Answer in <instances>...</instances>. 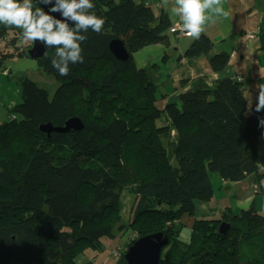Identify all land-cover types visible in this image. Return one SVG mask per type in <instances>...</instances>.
<instances>
[{
  "label": "trees",
  "instance_id": "obj_1",
  "mask_svg": "<svg viewBox=\"0 0 264 264\" xmlns=\"http://www.w3.org/2000/svg\"><path fill=\"white\" fill-rule=\"evenodd\" d=\"M91 2L106 22L101 33H81L83 62L70 63L61 76L51 63L55 48L45 46L46 57L37 61L58 88L51 95L22 81L21 102L0 124V264H99L106 242L130 230L137 239L126 250L142 237L169 239L160 264H264V191L238 213L212 203L211 174L227 183L261 185L264 178V126L261 119L254 126L247 122L246 85L232 78L193 80L178 102L161 109L159 103L176 91L159 94L161 84L137 67L135 55L171 46L166 14L156 16L144 1ZM17 34L21 30L0 25V70L7 76V59L28 57L33 45L24 49ZM114 39L123 42L127 62L111 53ZM213 50L211 39L201 35L180 60L206 57L220 73L230 55ZM261 50L264 58V33ZM71 118L80 119L83 129L41 130L63 127ZM124 193L134 198L127 219ZM197 202L211 213L198 218ZM184 216L195 218L186 240ZM224 222L229 227L222 233ZM124 254L116 264H126Z\"/></svg>",
  "mask_w": 264,
  "mask_h": 264
},
{
  "label": "crops",
  "instance_id": "obj_2",
  "mask_svg": "<svg viewBox=\"0 0 264 264\" xmlns=\"http://www.w3.org/2000/svg\"><path fill=\"white\" fill-rule=\"evenodd\" d=\"M135 1L151 3L156 16L166 14L172 25L169 35L171 36L170 50L174 56L171 57V53L167 54L163 61L167 63L171 59H176L177 61L176 68L171 70L170 77L174 85L178 86L180 82L187 81V85L184 88L179 91L176 88V92L172 96L159 103L160 107H162L161 109H164L169 103L178 102L180 93L189 90L193 86V80L205 78L210 83L215 79H236L240 77L243 79L247 89L246 95L249 99L248 117L260 113V119H264V110L261 112L255 111L258 102V86L259 84H264V72H261V69H264V58L261 50V35L264 33V0H225L223 7L229 13L228 18L214 17L215 23H210L201 34L211 39L214 44L213 51L216 53L225 51L230 55V62L227 68L220 73L212 71L209 60L206 57L193 61L185 58L180 60V57L185 55L188 47L196 38L179 37L177 30L173 29L174 25H180L181 23L180 17L172 12L175 0H168V3L163 6L162 0L158 2L152 0ZM102 9L104 11L107 10L105 7ZM249 36L252 37L250 38ZM175 41L179 44L175 45ZM180 41H186V43L180 44ZM158 46L160 49L165 47L163 45H161L162 47ZM155 76L157 79L158 76L156 74ZM259 150L264 152V135L259 140ZM262 173L264 174V168ZM262 181H264V178ZM261 190L264 191V184L262 183L261 185L247 181L227 183L222 180L220 188L215 190V195L219 194L220 198H217L216 201L213 199L212 203L219 207L220 210L230 209L232 212L238 213L241 210L250 208L256 198H258ZM197 205L198 218L208 216L211 213L209 205L204 203ZM194 219L189 216L182 218L186 232H189L192 228ZM118 241L113 240L109 244L114 243L116 246L118 243L123 242V240ZM117 248L119 249V246ZM111 259L105 260V264H110ZM115 261L117 262V260Z\"/></svg>",
  "mask_w": 264,
  "mask_h": 264
},
{
  "label": "clouds",
  "instance_id": "obj_3",
  "mask_svg": "<svg viewBox=\"0 0 264 264\" xmlns=\"http://www.w3.org/2000/svg\"><path fill=\"white\" fill-rule=\"evenodd\" d=\"M225 0H175L172 12L179 16V27L193 38H199L215 18L227 19ZM168 0H162V6ZM51 5L48 12L39 5ZM91 0H0V25L21 29L22 43L39 41L48 48H55L51 63L61 76L69 72V64L82 63V32L89 29L101 33L105 19L98 17ZM50 13H59L57 19ZM69 22H74L70 27ZM264 72V69H261ZM256 112L264 110V84L258 86ZM264 126V119L260 120ZM264 184V181L261 182ZM128 250V249H127ZM127 252V251H126Z\"/></svg>",
  "mask_w": 264,
  "mask_h": 264
},
{
  "label": "rangeland",
  "instance_id": "obj_4",
  "mask_svg": "<svg viewBox=\"0 0 264 264\" xmlns=\"http://www.w3.org/2000/svg\"><path fill=\"white\" fill-rule=\"evenodd\" d=\"M91 11H94L97 16L102 15L99 14V11L96 8L92 9ZM17 37H19L20 39L19 45H21L24 49H26L28 46H31V44L33 43L32 41L22 43L21 35L17 34ZM184 42L186 43V41L183 42L180 41V44L181 43L184 44ZM174 44L178 45L179 43L175 41ZM0 48H3V45L0 44ZM170 49H171L170 47H164L163 49H160L158 45L150 46L142 50V52L140 51L135 55V62L137 67L147 70L150 73V75L152 74L154 78L153 81L155 83L161 84L159 88V94H166V95L173 94L177 87L176 85L173 84V82L170 79L171 70L173 68L175 69L177 65L176 59H171L168 63L163 61L164 58L166 57V54L171 53V57L174 56L173 52H171ZM6 51L8 52V54H13L15 52V47H10ZM213 52L216 53L215 51ZM4 68L8 69V72L11 73V76L10 75L7 76V72H3L2 70H0V124L9 120L8 114L10 109L15 108V106L21 102L22 81L29 79L30 81L37 83L40 87L47 89L51 95L55 93L56 89L59 86V84L53 78V76L47 74L46 72L40 69L38 61L32 60L26 56L13 54L7 59ZM155 74L158 76L157 79ZM172 164L174 166L177 165L175 160H173ZM221 181L222 179L219 176L215 174H211V182L215 190L220 188ZM214 196L215 197L213 199L215 201L217 198H220L219 194L217 196L216 195ZM133 200L134 198L132 195H129L127 193H124L122 195L121 206L126 219L128 217L130 218V208H131V204L133 203ZM199 203L200 202H197V204ZM186 233L187 232H185V234L182 236L183 240H186V236H187ZM136 239H137V235L130 230L128 231L127 234L119 235L117 237L116 239L117 241L123 240V242L120 243H118L119 241L117 242L119 249L117 248L118 246L117 245L115 246L114 243L109 244V241L106 242V250L98 255L97 262L99 264H102L105 258L107 260L109 258H112L110 260V264H116L117 262L115 260L118 261L121 254L126 253L127 251L125 243H127L129 240H131L132 243V241ZM94 253L95 252L90 249L89 257L92 258ZM113 254L114 256L112 257Z\"/></svg>",
  "mask_w": 264,
  "mask_h": 264
},
{
  "label": "water",
  "instance_id": "obj_5",
  "mask_svg": "<svg viewBox=\"0 0 264 264\" xmlns=\"http://www.w3.org/2000/svg\"><path fill=\"white\" fill-rule=\"evenodd\" d=\"M45 12H48L51 5H39ZM57 19L61 16L59 13H50ZM70 27H74V22H69ZM110 51L114 57L121 62H127L130 58L124 44L119 39H114L110 43ZM47 51L45 45L39 41L33 42L32 48L27 52V55L32 60H41L46 57ZM261 114L258 113L248 118L247 122L250 126H254L260 119ZM84 127L83 123L78 118H71L65 122L63 127H54L52 124L44 125L41 130L51 135L52 133H70L80 131ZM229 227V223L224 222L220 227V232L224 233ZM170 245L168 238L162 234H155L138 239L133 243L124 255L126 264H160L163 251Z\"/></svg>",
  "mask_w": 264,
  "mask_h": 264
},
{
  "label": "built area",
  "instance_id": "obj_6",
  "mask_svg": "<svg viewBox=\"0 0 264 264\" xmlns=\"http://www.w3.org/2000/svg\"><path fill=\"white\" fill-rule=\"evenodd\" d=\"M173 29H176V30H177V32H178V34H179V37L188 38V39L193 38V37H189V36H187V35L183 32V30L179 27V25H174ZM249 37L251 38L252 36H249ZM236 81H238V82H243V79L240 78V77H238V78H236Z\"/></svg>",
  "mask_w": 264,
  "mask_h": 264
},
{
  "label": "bare ground",
  "instance_id": "obj_7",
  "mask_svg": "<svg viewBox=\"0 0 264 264\" xmlns=\"http://www.w3.org/2000/svg\"><path fill=\"white\" fill-rule=\"evenodd\" d=\"M236 80V79H235Z\"/></svg>",
  "mask_w": 264,
  "mask_h": 264
}]
</instances>
